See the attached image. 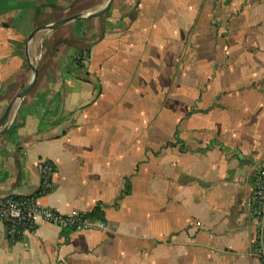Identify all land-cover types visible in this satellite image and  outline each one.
<instances>
[{
	"label": "crops",
	"instance_id": "1",
	"mask_svg": "<svg viewBox=\"0 0 264 264\" xmlns=\"http://www.w3.org/2000/svg\"><path fill=\"white\" fill-rule=\"evenodd\" d=\"M105 2L0 0V116L38 69L0 136V197L35 196L49 161L38 203L100 221L16 242L0 221V264H263L264 0H114L27 40Z\"/></svg>",
	"mask_w": 264,
	"mask_h": 264
},
{
	"label": "built area",
	"instance_id": "2",
	"mask_svg": "<svg viewBox=\"0 0 264 264\" xmlns=\"http://www.w3.org/2000/svg\"><path fill=\"white\" fill-rule=\"evenodd\" d=\"M39 169L41 184L35 196L0 197V221L10 240L19 241L25 233L34 231L39 223H46L69 233L100 225V221L85 213L64 215L42 207L38 203V197L53 189L54 168L51 162L44 161ZM247 202L255 227L252 253L264 264V163L254 174L253 187Z\"/></svg>",
	"mask_w": 264,
	"mask_h": 264
},
{
	"label": "water",
	"instance_id": "3",
	"mask_svg": "<svg viewBox=\"0 0 264 264\" xmlns=\"http://www.w3.org/2000/svg\"><path fill=\"white\" fill-rule=\"evenodd\" d=\"M113 1L114 0H106L105 4L100 9H98L96 11L72 15L69 17L59 19V20L52 22L50 24L36 27L29 34V36L27 37V40L30 41L39 32L51 33V32L59 29L60 27H62L63 25H65L66 23L71 22V21H76V20H80V19H86V20L96 19V18L104 15L109 10ZM30 68L32 71V76H31L30 81L16 92V94L13 96V98L11 99V101L8 103L5 110L3 111L2 115L0 116V136L3 135L6 131L7 123H8L10 114H11L14 106H17L18 104H20L24 100V98L32 90V88L34 87V85L37 81L38 69L33 64L30 65Z\"/></svg>",
	"mask_w": 264,
	"mask_h": 264
},
{
	"label": "trees",
	"instance_id": "4",
	"mask_svg": "<svg viewBox=\"0 0 264 264\" xmlns=\"http://www.w3.org/2000/svg\"><path fill=\"white\" fill-rule=\"evenodd\" d=\"M76 61H77V65L80 66V62H78V60H76ZM90 216L91 217H98L99 216L98 209H95L92 213H90Z\"/></svg>",
	"mask_w": 264,
	"mask_h": 264
},
{
	"label": "rangeland",
	"instance_id": "5",
	"mask_svg": "<svg viewBox=\"0 0 264 264\" xmlns=\"http://www.w3.org/2000/svg\"><path fill=\"white\" fill-rule=\"evenodd\" d=\"M109 11V10H108ZM88 12H90V11H88ZM84 13H87V11H84ZM80 14H83V12H81ZM72 16V15H71ZM103 16V15H102ZM67 17H69V16H67ZM101 17V16H100ZM63 18H65V17H63ZM62 19V18H61ZM59 20V19H58ZM84 20V19H83ZM84 21H86V20H84ZM78 62H81V60L78 58ZM33 65H35V63H33Z\"/></svg>",
	"mask_w": 264,
	"mask_h": 264
}]
</instances>
